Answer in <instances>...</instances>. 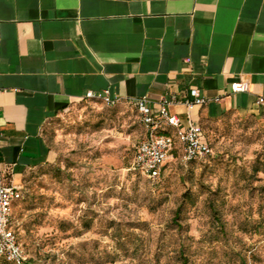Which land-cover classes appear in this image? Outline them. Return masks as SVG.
I'll use <instances>...</instances> for the list:
<instances>
[{
	"label": "rangeland",
	"instance_id": "374dc122",
	"mask_svg": "<svg viewBox=\"0 0 264 264\" xmlns=\"http://www.w3.org/2000/svg\"><path fill=\"white\" fill-rule=\"evenodd\" d=\"M203 129L211 156L174 157L150 181L132 168L145 136L133 102L85 99L51 118L53 159L24 171L12 209L31 264H264V111Z\"/></svg>",
	"mask_w": 264,
	"mask_h": 264
},
{
	"label": "crops",
	"instance_id": "0c3cea01",
	"mask_svg": "<svg viewBox=\"0 0 264 264\" xmlns=\"http://www.w3.org/2000/svg\"><path fill=\"white\" fill-rule=\"evenodd\" d=\"M192 88L205 104L187 107ZM89 90L154 107L166 97L182 126L264 111V0H0V170L11 185L53 159L42 128Z\"/></svg>",
	"mask_w": 264,
	"mask_h": 264
},
{
	"label": "built area",
	"instance_id": "2783aa9c",
	"mask_svg": "<svg viewBox=\"0 0 264 264\" xmlns=\"http://www.w3.org/2000/svg\"><path fill=\"white\" fill-rule=\"evenodd\" d=\"M233 92H241L247 89V82L241 80L231 85ZM191 99L186 100L188 108L194 105L206 103V98L197 88L190 90ZM86 99H101L108 103L115 100L109 97L108 90L100 92L87 91ZM135 105L142 124L145 136L138 142L133 159V169L138 170L150 181L160 179L161 171L166 162L174 158L173 151L179 150L180 161L186 166L189 161L203 159L212 155L210 143L203 135L200 126L189 122L182 126L177 115L170 114L167 106L170 100L166 97L156 102V107L151 101L142 96L131 100ZM258 105H264V97L256 100ZM172 129V132L169 129ZM21 197V187L4 182V174L0 170V258H4L15 264H24L27 256L18 242L15 231L11 226L12 204Z\"/></svg>",
	"mask_w": 264,
	"mask_h": 264
},
{
	"label": "trees",
	"instance_id": "16d2710c",
	"mask_svg": "<svg viewBox=\"0 0 264 264\" xmlns=\"http://www.w3.org/2000/svg\"><path fill=\"white\" fill-rule=\"evenodd\" d=\"M96 100H99V99H96ZM201 127H203V125H202ZM202 129H203V128H202ZM206 140L209 142L208 138H206ZM209 143H210V142H209ZM135 149H136V147H135ZM134 154H135V150H134ZM173 156H174V157L180 162V164H181L182 166H184V165L181 163V161H180V154H179V150H178V149H175V150L173 151ZM210 156H211V155H210ZM208 157H209V156H208ZM206 158H207V157H206ZM133 159H134V155H133ZM133 159H132V168H133ZM198 160H200V159H194V160H191V161H189L188 164H187L186 166H184V167H185V168H188L189 165L193 164L194 162H196V161H198ZM166 165H167V162L165 163V165H164L163 168H162L160 178L162 177V174H163V171H164L165 168H166ZM134 170H136V169H134ZM136 171H138V170H136ZM138 172H139V171H138ZM139 173H140V172H139ZM10 179H11V173H10V172H6V173L4 174V182H5L6 184H10ZM21 197H22V190H21ZM21 197H20L18 200H15V201L13 202V204H12V209H13L14 205L16 204V202L19 201V200L21 199ZM180 212H181V209H180V208L176 209L175 214H174V217H175L176 219H178ZM213 213H214V215H216V210L213 209ZM11 226H12V211H11ZM13 230H14V229H13ZM17 239H18V238H17ZM179 254H180L181 257H183L182 252H179ZM0 260L3 261V262H6V263H8V264H15V263L10 262V261H8V260H6V259H4V258H0ZM183 263H186L185 258H183ZM24 264H31L30 259L27 258V260L24 262Z\"/></svg>",
	"mask_w": 264,
	"mask_h": 264
}]
</instances>
